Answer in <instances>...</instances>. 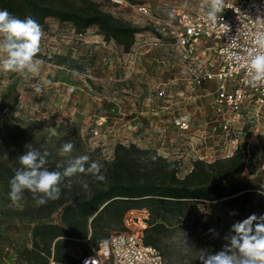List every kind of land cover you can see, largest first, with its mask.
Here are the masks:
<instances>
[{
	"label": "rangeland",
	"instance_id": "obj_1",
	"mask_svg": "<svg viewBox=\"0 0 264 264\" xmlns=\"http://www.w3.org/2000/svg\"><path fill=\"white\" fill-rule=\"evenodd\" d=\"M45 1L60 6V0ZM69 1L77 8L98 9L116 22L139 29H147L150 24L149 19L120 8L114 0ZM130 1L149 5L158 17L167 16L182 6L205 8L210 5V0ZM41 26L44 36L37 58L43 64L39 76L25 79L16 73L0 72L3 127L0 264H40L44 253L40 251L42 246L40 249L35 247L36 229L43 223L61 222L66 204L76 198H88L108 186L115 169L120 170L123 181H158L161 169L172 163L180 179L190 175L192 167L200 172H224L229 163L223 162L228 158H219L216 151L218 138L213 136L212 127L203 124L213 116L211 101L217 81L205 83L202 96H192L187 104V109L194 115L192 132L180 138L166 115L162 117V123L152 124L153 118L142 101L159 83H168L174 90L183 89L182 81L175 78L180 77L185 68L175 53L168 55L152 49L139 60L136 72L130 74L131 48L126 51L114 40H106L97 26L82 34L76 33L72 24L55 18H48ZM36 85L43 88L42 93L35 92ZM136 95L140 100L134 104ZM160 131L165 134V139L151 137L152 132L158 135ZM196 134L205 137L202 143ZM262 134L264 122H256L253 129L249 128L241 135L238 145L244 150L245 157L228 182L240 181L264 189ZM66 142L74 145L71 157L88 155L90 162H98L106 181H98L94 174H78L72 178L71 187L62 185L58 200L37 207L31 193L26 190L22 200L13 203L8 195L11 179L8 170L21 167L18 158L26 151L24 145L32 143L39 151H47L49 156L45 166L49 170H57L56 164L68 158L59 154L60 147ZM200 155H204L206 161H195ZM81 180L88 184L86 189L81 186ZM226 181L221 179L216 183ZM143 213L146 216H142ZM174 213L170 212L162 219L152 216L146 208L132 209L120 223L101 228L102 222H99L95 229L106 238L115 232L142 231L144 242L149 241L162 252L165 264H200L203 250H220L224 243L222 237L233 223L239 221L235 211L222 200L211 203L192 200L185 205L183 215ZM250 214L253 212L248 210L242 220ZM142 219L146 226L137 229L135 224ZM209 229H215L220 236L213 238ZM89 231L92 233L91 227ZM83 243L85 246L71 241L67 246L77 264H80L86 249L98 246L88 239ZM49 264H58L54 255L49 258Z\"/></svg>",
	"mask_w": 264,
	"mask_h": 264
},
{
	"label": "built area",
	"instance_id": "obj_2",
	"mask_svg": "<svg viewBox=\"0 0 264 264\" xmlns=\"http://www.w3.org/2000/svg\"><path fill=\"white\" fill-rule=\"evenodd\" d=\"M114 1L120 8L150 21L147 29H139L135 35L129 52L130 74L136 72L139 60L152 49L168 55L175 53L184 64L185 71L175 78L182 81L183 89L174 90L168 83H159L143 98V104L153 118L152 124L162 123V117L166 115L178 136L187 137L194 122L187 104L192 96L203 95L205 83L217 81L211 101L213 116L203 124L210 125L213 136L218 138L216 151L219 158L234 156L244 131L253 129L256 122H264V87L249 86L246 70L249 53L257 47L255 35L264 31V0H225L227 7L217 15L214 24L206 20L210 5L205 8L182 6L171 15L158 17L147 4ZM137 97L134 96V104L140 100ZM151 137L166 138L161 131L158 135L152 132ZM195 137L201 143L205 139L203 135L196 134ZM246 151L249 152V147ZM199 160L206 161V158L200 155L195 161ZM85 260H89V264L166 262L157 247L144 243L143 232L138 230L111 234L96 248L92 247L91 253L84 255L80 264Z\"/></svg>",
	"mask_w": 264,
	"mask_h": 264
},
{
	"label": "trees",
	"instance_id": "obj_3",
	"mask_svg": "<svg viewBox=\"0 0 264 264\" xmlns=\"http://www.w3.org/2000/svg\"><path fill=\"white\" fill-rule=\"evenodd\" d=\"M59 4L60 6L48 4L45 0H0V10L6 9L21 19L31 16L40 25L48 18H55L62 23L72 24L78 34L97 26L106 40H114L126 51L133 46L139 28L116 22L98 9L77 8L69 0H60ZM2 133L0 115V156L3 152ZM243 157L244 150L238 149L234 156L223 160L229 162L224 172H200L194 169L183 179L177 177L174 163L161 169L158 181H123L122 173L115 169L108 186L100 188L88 198H76L66 204L62 210L61 222L43 223L36 229L35 247L40 249L42 246L40 251L44 253L40 264H49L52 255L58 264H77L76 259L67 250L68 244L74 241L85 246L83 240L88 239L99 245L107 238L106 235L98 234L96 225L102 222L103 228L120 223L123 216L132 209L146 208L155 218L165 219L166 214L170 212H175L176 216L183 215L185 205L189 201L201 200L211 203L222 200L235 211L239 221L248 210L258 216L264 214V189L240 181L228 182L242 164ZM14 172L15 170H8L10 178L14 176ZM221 179H227L226 183H216ZM144 215L145 213L142 214ZM144 226L146 225L143 219L135 224L137 229ZM89 227L92 228V233ZM144 243L151 244L147 240ZM89 253L91 249L88 248L84 255Z\"/></svg>",
	"mask_w": 264,
	"mask_h": 264
},
{
	"label": "clouds",
	"instance_id": "obj_4",
	"mask_svg": "<svg viewBox=\"0 0 264 264\" xmlns=\"http://www.w3.org/2000/svg\"><path fill=\"white\" fill-rule=\"evenodd\" d=\"M226 7L225 0H210L206 20L214 24L217 15ZM43 36L42 26L31 16L21 19L6 9L0 10V72L16 73L25 79L39 76L43 61L37 57ZM255 43L257 47L249 53L246 70L249 86L258 88L264 87V31L255 35ZM35 92L42 93L43 88L36 85ZM24 148L26 151L18 158L21 167L15 169L9 181L8 195L13 203L21 201L26 190L31 193L37 207L58 200L62 185L71 187L72 178L78 174H94L102 182L107 179L101 174V165L90 162L88 155L70 156L74 149L71 142L60 147L59 154L68 158L56 164L57 170H49L45 166L49 156L47 151H39L32 143L25 144ZM80 183L83 188L88 187L83 180ZM208 231L213 238L220 236L215 229ZM222 240L224 243L220 250H203L200 264H264V214L258 216L253 213L233 223ZM84 264H89V260Z\"/></svg>",
	"mask_w": 264,
	"mask_h": 264
}]
</instances>
